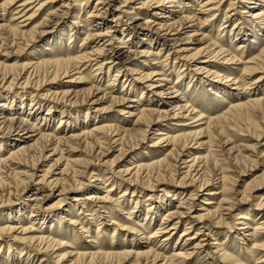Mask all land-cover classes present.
Listing matches in <instances>:
<instances>
[{
    "label": "rangeland",
    "instance_id": "1",
    "mask_svg": "<svg viewBox=\"0 0 264 264\" xmlns=\"http://www.w3.org/2000/svg\"><path fill=\"white\" fill-rule=\"evenodd\" d=\"M4 1L10 0H0V4ZM33 1L34 3L28 5V7L26 8V10L32 11H28L29 13L27 14V16L16 19V21L10 20L13 19L12 14H14V8L17 4L8 10V14H3L0 11V27L3 26L4 29L3 31L1 29L0 30L5 33L6 36V38L4 37L5 40L0 42V79L5 73V70H7L6 73H9L10 75V77H8L7 79L8 81H10L11 77H13V74L17 73L19 69L21 70L22 66H30V64L33 65L35 63H40L41 60L46 61L51 58L61 59L67 55L66 52L68 50L66 48L68 47V45L73 47L72 52L69 54L70 56H73L78 55V52H82L83 50L85 51V53H89L91 52V50H95L96 47L100 44H104L105 46L108 41H111L113 43L114 41L112 38L109 39V37H97V34L99 32H94L96 27L92 26L100 23L101 25L97 26L108 28L109 25L113 26L114 24H118L117 28L127 29L128 19L126 16L121 14V12L123 11H134V13L136 12L140 14V22L142 23H144L148 19L153 20V18L155 17H153V15L151 14L157 10H160L161 12L163 11L162 13H165L163 15H166L170 18L166 19L163 17H158L159 20L172 21V19H176L177 17H179L180 13H182V16L190 15L191 17L195 15L196 17L200 18V21L208 19V21H204V25H199L198 21L191 22L190 25L194 26V28L187 29V35L181 33L179 37L182 38V41L179 43L180 47L177 51H184L183 53L178 52V54L182 55V58L184 57L183 55H187L189 58H191L193 55L200 52V57H197L199 59H197L198 61H196V63H192L191 60H186L180 61V64H178V60L170 58H168L166 62L167 52L162 50L161 54L158 55L159 57L157 58L153 56H150L148 58H134L131 66L128 67V70L126 69V71H121V73L117 77L115 69L107 71V67H102V70H95L94 67L96 66V63L94 61L80 64L79 70L76 72V74L71 77H65L60 79L59 81H56L57 83H60L59 91L65 89L64 87H67L68 84H73L71 85L70 89L78 93V95L80 96V100L87 91L91 90V87L97 88L98 93H96V99L99 98V100L94 104H92V102H85V104L80 106L69 107L67 105L55 103L47 104V101L41 99V94L45 92H39L35 85L37 86L38 79L39 84H42L45 80L48 79V77L51 78L50 76L53 72V68L49 70L48 68L47 70H45L43 67H40V69L36 67L34 68L35 70L33 68L27 69L26 74L22 75V77L24 76L25 78L28 77L29 74L31 83L27 87L22 86L23 79L22 81H16L15 84L10 87V90L6 89V86L4 85L0 86V103H5L1 101L4 97H8V100L6 102L7 108H4L3 111L4 115H9V117L15 116L19 117V119L27 120L28 109L31 107L29 104L31 103V101H33L32 104L37 103L36 107L40 108V115H30L28 117L30 123H35L36 125L39 124L40 126L43 122L42 124L44 126L45 124L46 126H49L46 127V129L48 128V133L53 134L55 138L68 137L70 134H78L85 129L86 131H89L94 127V125H108L111 127L113 126L111 130L106 132V137L107 139L109 138V140H103L101 142L102 144H98L99 147L98 145H94V147L89 145L88 147L87 145L85 146V143H91V140H86L85 143L77 141H70V143L64 142L61 146H59V149L64 150L62 154L63 161L53 169V174L59 173L66 163L72 166L77 161L91 159L92 165L90 167L91 169L88 170V176L86 175L84 178L78 177V180H83L84 183H86L85 189L80 191L84 195H87L90 192H95V190L97 191V189L95 188L98 187L101 188L102 192H105L106 190L110 189L111 186L109 181L102 184H95L97 183L96 181L92 182V179L89 178L90 170H99L101 174H103L104 172L105 175L110 174L111 171H121L127 168V166H130V163L134 161L144 159L153 161L166 157L167 151L170 148L158 151L157 147H151L152 138L154 137L153 135L156 131L167 127L169 128L170 133H172L173 135H177L183 133L190 134L191 132L198 131L199 129H204V126L202 124H204L206 120L212 119L213 116H221L227 111L229 105L236 104L237 102L241 101L245 102L247 98L254 97L255 95L252 96V94L254 92H258L259 90L260 92H264V81H262L259 85L254 84L253 80L257 75L251 78L249 76H245L242 73L244 66H254V64L257 63V61H252L251 59L259 55L260 51L264 49L263 31H258L260 32V34L262 33V36L257 37H254L255 35L253 36V34L258 33L256 32L257 30L255 28L250 29L252 31L242 32V35L240 34L241 36L239 35L237 38H235L233 35H229L232 34L233 24L234 22H236L235 20L239 18V12L242 8V5L239 4V2L242 0H233V2L235 1L236 4L233 7L234 9L232 10L228 9L230 0H220L219 5L216 7L217 11H212V13H208L206 12V10L213 6L216 0H211V2L214 3H210L207 8H200L198 7V5H203L208 0H173L174 3H170L167 5L157 6L154 4H149L144 8L141 7V3L148 4L147 0H104V4L98 6L96 5L98 0H78L77 2H75V0H53V3L51 2L49 4H46L42 9L36 11V13H34V10L37 8L36 4L39 1ZM45 1L46 0L41 1L40 4ZM178 1L180 4L177 3ZM262 1L263 0H254V5H252L253 8L250 11L254 12L258 10L259 6H261ZM183 3L189 5L191 8H183ZM101 8H103L101 11H97ZM133 8L135 9L133 10ZM192 9L195 11H191ZM197 9H199V11ZM169 12L173 14H168ZM31 13H34V16L30 20H26ZM51 13H54V15H51ZM96 13L102 14L100 15L101 17L95 18ZM207 14L210 15L205 18ZM211 14L214 15V20L211 19ZM225 14H229L231 19H229L230 21L224 24ZM14 17L18 18V16ZM114 17H120V21H118L117 23H111V20ZM22 19L24 20V22L22 21ZM9 24H11V26L17 24L18 32L10 31L11 27H7V25ZM223 25H225L226 28H223ZM244 27L247 28L245 25H243L242 28ZM105 28L100 33H104L106 30ZM150 28L155 30L157 26L151 24ZM197 29L198 32L194 35L193 30L195 31ZM85 32L91 34L92 38L84 39ZM244 34H246V36ZM110 35H112V33H110L109 36ZM149 36H152V38L155 39V34L149 33ZM202 36H204L206 39L204 38L200 41ZM230 37L232 38L231 43L229 42ZM245 39L246 42L244 41V44L246 48L239 49V45L242 44L243 40ZM58 40H60V42H58ZM123 40L121 41L128 48L123 49L124 51L145 50L148 49L147 46L149 47L150 44L146 41H140L136 45H128L131 41H129L127 38H124ZM210 41L218 43L223 47L224 50L228 51L232 55H236L239 62L234 61V64L228 66H225L223 64L221 65V63L218 62L220 67L218 69L216 68L217 70L215 71H217V73H223L226 76H230L231 78H234V80H238V83H236L237 85L227 87L225 85H230V83L225 84L224 81H217V79L213 78V76L206 77L207 74H205L204 72L196 71L195 68L201 66V62H203V60L207 58H205L206 55L204 54L203 49H205L206 44H208ZM155 43V41L152 42L150 44V49H148L152 54H157L159 52L158 50L161 48L159 42L156 44ZM123 44H114V46L117 48H121ZM45 47L49 49L52 48V50L43 51ZM104 48L108 49L109 47L105 46ZM202 56H204V58ZM91 58H93V56H91ZM101 59L104 58L102 57L98 60ZM250 61H252L253 63H250ZM181 63H184L186 65V70L184 71L182 80H177L176 72L178 70L177 68L181 66ZM224 67L229 68L228 70L226 69V71ZM181 68L182 67H180V70ZM129 69L130 71L135 70V72L136 70H138V72L131 73ZM9 70L13 74L10 73ZM74 72H72L70 75H72ZM60 73L61 72H59V74ZM144 73H153L150 81L140 79V76H142V74ZM160 73H162V75L166 78V81L155 83L157 82V80H160L162 78V75H158ZM78 76H80L82 79L74 81V83L66 82L68 80H71L72 77L76 78ZM189 76L193 78L190 85H188V82L190 80ZM43 78L45 80H43ZM125 80H127L129 83L131 82L132 86L136 87L137 90H140L141 92L137 91L136 94L131 93L130 87H123V83L125 82ZM109 83L112 84L110 87L108 85ZM150 84L154 86L160 85L161 87L150 89ZM209 84L216 85V87L219 89L216 91L212 87V85L210 86ZM55 86V84L52 85L53 88ZM47 88L49 87H45L44 90H46ZM160 89H163V92L168 94V97L166 98H170L174 103H177V98L180 97L186 100L187 103L197 109V111L200 112L205 119L194 123L193 121H195L196 118L192 120V117L197 116H189L188 114L184 113L183 117H185L186 119H183V117H179L176 119H160L159 121L154 122L156 120V117L152 116V119L154 120L152 124H146V121H148L147 119L149 118L148 117L141 122L142 125L141 123L139 125H135L138 114L136 108L125 109L123 110L124 112L120 113L121 107L110 105L108 98L102 99L104 94L107 95L108 93H110L111 95H116L115 92L123 91L124 94L127 93L128 96L135 99V102L137 104L134 105H137L140 108H142L143 106H149L146 103L147 101L150 103L152 102L151 104L154 106V109H158L159 112H170V104L166 105V103H162L159 104L158 107H156L157 105H154L153 103L160 102L165 99L164 96L161 98L159 97V91H161ZM212 91L214 95H211ZM140 97L141 99H139ZM19 99L24 102V109L17 111V109L19 108V106L17 105ZM47 106H54L55 108H52V110L56 109L60 110V112L65 113L63 114V116H60L61 114L57 115V113H52V117L54 118V120L50 123H45V121H41V118L47 113ZM63 106L65 107L63 108ZM252 108L254 107L252 106ZM130 111L132 114H127V112ZM15 112L18 113L14 115ZM67 113H69V115L71 116L70 118H68L69 115H67ZM246 113L248 118L243 117L241 119L233 121V117L228 116V119L226 120L227 123H224L223 126L222 124H220L222 128L220 126H217L218 128L215 127L218 124L211 125L209 131L203 130V133L196 139H194L192 143H190V155L193 154V156L203 157L204 155H206L207 148L213 151V155L209 159L210 161L206 164V167H208V169H206L204 175L205 177L201 178V180L199 179L198 181H195L193 184H190L189 180H186V184L188 183L189 185H178V180L181 178V176H179V173H182L185 170H179V173L177 172V174L176 171L178 170L175 171V169V172L172 170L163 172L160 177L163 178L164 176V180L161 179V183L159 182L158 184H155V188L152 189V191L144 189L142 187V184H127L117 178H114L116 181H119L118 183L120 184V186L115 185L112 188L110 197L112 198V200L117 201L120 207H113L110 218H112V220L118 225L129 222L125 221V219H123V217H121V215L119 214H121V210L129 209L133 207L136 202H138L137 206L133 208L137 213L131 215L132 217L138 216L136 218L138 219L136 220L137 223H142L139 226L145 224L147 220H150L152 224L150 228L142 226V228H144L142 229L139 226H135L133 225L135 220H133L130 221L129 225L134 232H122L119 230V227L109 225V222H107L109 221V218L106 217V213H103L100 219L97 218L96 220H92L93 216H87V218L82 219L83 214L80 215V208L75 207L74 214L70 215L71 217L69 218H72L73 220H75V218L79 219V221L82 222L84 226V231L80 233V231L76 228L74 235L75 237H73V235L71 236V231H69L68 236L63 237L62 239L69 242L71 247L65 249H57V247L54 246L52 248V251L49 252V254L53 255H51L46 263L70 264L74 260L73 257H69L70 253H76L77 251L88 249V241L90 237H94V233L97 231V226L100 223L101 225L98 232L97 242L102 249H106L107 246H110L111 241H113V246H118L120 249L130 248L131 246H129V244L130 240H132V243H134L135 245H138L141 242H146V244H142V246L155 247V249L160 251V253H163L164 256L168 257L172 252L178 250V248L182 247V251L183 249L188 250L189 248H192V246L199 240H202V245H205L203 246L204 249L202 248L203 250H201L202 253L200 255H196V257H193L194 259L190 261V264H225L219 257L223 251L232 255V257L234 256L235 259L240 262H242L243 257L249 258L251 254L250 252L252 250L251 242L253 240H260L264 238L263 230H260L259 234H253V229L259 226L262 221H264V207L261 206V204L264 203V126L261 124L263 120V111L260 107L254 108L253 111L249 109ZM129 115L131 116L129 117ZM45 117L50 118V116ZM61 118L63 123H60ZM175 123H186L189 125L176 126ZM254 124H257L261 129L255 128ZM117 129L121 136L120 140H123L121 142L119 140L118 142L113 143L114 139L120 138L119 135L117 137H114L115 132L117 133ZM0 130V141H5L3 143L6 144V146H4V151L2 152V154L7 156L8 150L14 145L19 144L20 142L16 141L18 137H16L15 134H10L9 137L4 134V132L6 133L7 131V125H1ZM137 130L145 131V138L142 140V142L140 133ZM123 132L126 135L123 134ZM208 139H210L211 142L210 146L205 145L203 147H198L199 143L205 144ZM134 144L137 146L131 150V147H133ZM39 145L40 146L36 147V149L34 150V154H31V157L28 160L29 162L27 161L29 165L31 164V162H33V160H35L36 162L39 158L38 156H47L50 154V147H48L46 150L42 148L46 145L45 142H41ZM70 149H72V151H68ZM99 150L101 151L102 156H95V154ZM58 155L49 158H51V160L53 158L54 160L58 157ZM137 156L140 159H138ZM185 156L186 152L182 153L180 157L176 159V163L178 162V165L180 167H183L182 162H187L192 157L189 156L188 158H186ZM47 162L48 161L38 165L39 171L36 172L37 176H41V170L52 164L51 162L47 164ZM214 162H216L217 165ZM211 164L212 166H210ZM79 168H82L83 170V166H80L76 169ZM96 171L94 172L95 174ZM221 173L230 176L232 180L224 183V185H226V190L223 191H221V184L218 181H215L216 179H214L215 175ZM192 174H194V172ZM207 179L210 180L209 183L207 185H204L203 188L199 189V185L204 182L203 180L207 181ZM87 180H89L90 183L87 182ZM37 182L38 178H33V180L29 182L28 188L23 191L22 195H20L21 198L17 201H15V199H12V204L6 205L4 203L0 205V212H5V214H8L10 216V213H12L11 211L16 209L19 205H27L30 200V196L33 195V193H36V189H39L37 193L40 195L39 197H43L46 194L48 196L41 204V209L38 213L40 215L56 216L57 220H59V218L66 217L67 214H63V211L61 210L69 209L68 204H71V199L78 195V193H75V191H73L68 194L66 193L64 196L59 195V187L50 192L44 186L38 185ZM152 182L154 183V181ZM125 186L128 187V190L127 194L123 196L122 192ZM229 187L230 189H228ZM132 188L136 189L135 193H131L130 189ZM136 191L140 193H136ZM175 192H182V194L174 196L173 194H175ZM214 192L221 193L216 195H208L210 193L213 194ZM146 194L148 196L153 195V201H146ZM242 195L246 196V200L241 198ZM98 196H104V193H99ZM223 197L231 198L230 202L233 203L234 206L232 210V213H234V215L249 212L248 223L250 224V227L252 229L249 230L248 234H252L253 237H245L243 234H241V231L238 230L241 227L240 225L230 224L228 227L217 226L215 225L216 221L213 219V217L206 215V209H209L208 211L213 212V208L211 207L217 205ZM59 199H61L59 207H53ZM180 199L183 200L181 201ZM185 200L190 203V209L187 210V206L185 204H182V207L179 210L184 212V217L182 216V218L179 220L171 219V221H168L170 220V218L166 217L168 209L170 211H174L175 206L178 205V202H184ZM207 202H210L212 204L207 205ZM149 204L152 206L151 208L148 206ZM159 206L160 208L157 209V207ZM147 207L150 208L151 213L148 214L147 219L144 221ZM224 207L227 206L224 205ZM30 208L31 207H28L24 211V217L26 216V220L27 216H29L30 213H34L32 211L33 209ZM224 211L223 214H226V210ZM199 215H205V219L202 222L207 224V230L204 229V227L203 229H201V225L192 218ZM11 217L15 218L14 215ZM89 217H92V219H90ZM161 218H166L167 222L165 220H162ZM29 219L33 218H30L29 216ZM26 220L24 219L21 222L22 224H25L27 226V222L29 221ZM191 220H193L194 223L191 222ZM162 221H165L164 224H161ZM175 222H177L176 230L169 233L171 234L169 240L165 241V243L163 244L161 240L164 239L166 235L168 236V234L160 235V237H157L155 239H149V241L140 239L142 235H145V237L147 238L155 231V229L160 227L165 228L169 224L171 225ZM189 222L192 223V228L188 231V236H182L185 228L190 227V225H186ZM3 224H8V222L6 223V221L4 220L0 221V225L2 226ZM34 224L35 229H39L42 232L45 231L43 230V227L46 226L36 225V222ZM53 225L54 224H52V227H49L50 225H47V228H51V230L46 229V232L48 233L47 235L54 236L56 233H60L61 231L63 232V228L57 229L56 227H53ZM159 225L161 226L159 227ZM77 227L79 228V226ZM40 228H42V230ZM169 228L170 226H168V229ZM199 228L202 230L200 231L202 236H200L198 240H196V242H192L191 244L186 243L187 241H185V239H187V237H191L194 233H196L197 230H199ZM113 229H115L114 232ZM55 231L57 232L55 233ZM17 232L14 234L9 233L7 235H2L3 238L1 237L0 240V264H7L5 258L8 253L9 245L11 246L9 248V252L14 251L15 253H18L19 250L22 249L23 245L13 239L15 238V236H17V238L19 237L17 235ZM205 233L209 234L211 239H209V237H207ZM214 244H218L220 246L217 251L214 248ZM132 246V248L136 249L134 245ZM218 250H222V252H219ZM25 251L26 250H24V252ZM246 251H248V253H246ZM258 256L252 258V264H258L260 260ZM39 259L40 258H35L34 261L38 263ZM22 260L23 258L21 259V261H19V263L18 261H16L14 262V264H24L22 263ZM133 263V259H131L129 260V262L122 264ZM140 263L144 264V262L142 261H140ZM8 264H13V262L9 261ZM26 264L32 263L26 261ZM148 264H150V262H148ZM156 264H161V262H157Z\"/></svg>",
    "mask_w": 264,
    "mask_h": 264
},
{
    "label": "bare ground",
    "instance_id": "2",
    "mask_svg": "<svg viewBox=\"0 0 264 264\" xmlns=\"http://www.w3.org/2000/svg\"><path fill=\"white\" fill-rule=\"evenodd\" d=\"M38 1L39 2L36 4L37 8L34 10V13H36V11H39L40 9H42L46 4L51 3L53 0H46L45 2H43L41 4H40V2L44 1V0H38ZM77 1L78 0H75V2H77ZM192 1H194V0H192ZM219 2H220V0H216L215 3L211 2V0H208L203 5L202 4L198 5V7L207 8L208 5H210V3H214L213 6H211L209 9L206 10V12L212 13V11H217L216 7L219 5ZM33 3H34L33 0L4 1L3 3L0 4V11L3 14L7 13L9 9H11L12 7H14L17 4L14 8V14H12V18L14 20L13 19L10 20V21H16V19L23 18V17L27 16V14L29 12L32 11V10H26V8L28 7V5L33 4ZM147 3L148 4L141 3V7L144 8L145 6H147L149 4H154L157 6H160V5L163 6V5H167V4L174 3V2H173V0H147ZM177 3L180 4L179 1ZM103 4H104V0H98L96 3L97 6L103 5ZM235 4H236L235 1L233 2V0H230V3L228 5V9H231V10L234 9L233 7ZM239 4L242 5L241 6L242 8L240 9V12H239V18L237 20H235L236 22H234V24H233L232 34H229V35H233L235 38H237L240 34L242 35V32L252 31L250 29H254V28L257 30L256 32H258V31L262 32L263 31V34H264V0L261 2V6H259V9L254 11V12L250 11L253 8L252 5H254V0H242L239 2ZM189 7H190L189 5L183 3V8H189ZM102 9L103 8H101L97 11H101ZM134 9L135 8H133V10ZM136 9H139V8H136ZM126 10H128V9H126ZM197 10L199 11V9H197ZM191 11H195V10L192 9ZM162 12L160 10L153 12L151 15H153V17H155V18H153V20L148 19L144 23H142V22H140V17H139L140 14H138L136 12L134 13V11H123V12H121V14L126 16L128 19V28L127 29L117 28L118 24H114L113 26L109 25L108 28L107 27L105 28L103 26H97V25H101L100 23H97V24L92 26V27H96L94 32H99L97 34V37H103V38L109 37V39H111V38L113 39V41H114L113 43L111 41H108V43L105 45V46L109 47L108 49L104 48L105 47L104 44H100L99 46L96 47L95 50H91V52H89V53H85V51L83 50L82 52H78L79 53L78 55L70 56L69 54L72 52L73 47L68 45V47L66 48L68 50L66 52L67 55L61 59H57V58L52 59L51 58V59H48L46 61L41 60L42 62L40 61V63H35L33 65L30 64V66L25 65V66L21 67V70L19 69V71L17 73H14V74L11 72L12 70L9 68L11 70V71L9 70L10 73L13 74V77H11L10 81L7 80L8 77H10V75H9V73L7 74L6 73L7 70H5L4 71L5 73L2 75V77L0 79V86L4 85V86H6L5 87L6 89L10 90V87L13 84H15L16 81H19V80L22 81V79H23L22 86L27 87L31 83L30 79H29V74H28V77H25V78H24V76L22 77V75L26 74L27 69H31V68L34 69L36 67H38L40 69V67H43L45 70H47V68L49 70V69L53 68V72H52L51 76L49 75L51 78L48 77V79H47L48 81L45 80L44 79L45 77H44L43 78V80H45L44 83L39 84L38 78H37L38 84L35 82L37 84V86L35 85L37 90H39V92H41V91L45 92V93L41 94L42 95L41 99L47 101V104L55 103V104L67 105L69 107H75V106L83 105V104H85V102H92V104H94V103H97V101L99 100V98L96 99V93H98V89L95 87H91V90L87 91L83 95V97L81 96L82 97L81 100L79 99L80 96L78 95V93H76L70 89L71 85H73V84H68L67 87L66 86L64 87L65 89L59 91L60 83H57L56 81H59L60 79L65 78V77H71L74 74H76V72L79 70L80 64L95 61V63H96L95 64L96 66L94 67L95 70L98 71V69H101L102 67H107V71H109L111 69H115L116 77H117V76H119L121 71H124V70L126 71V69L128 70V67L131 66V63L133 62L134 58H136V57L148 58L150 56L157 58V57H159L158 55L161 54L162 50L167 52L166 62H167V59L170 58V59L178 60L179 61L178 64H180V61H186V60L187 61L191 60L192 63L193 62L196 63V61H198L197 59H199L197 57H200L199 56L200 52L193 55L191 58H189L187 55H183L184 57L182 58L181 57L182 55L178 54L179 51H177V50L180 47L179 43L182 41V38H179V37H180L181 33L186 34L187 29L194 28V26L190 25L191 22L198 21L199 25H204V21H208V19L200 21L199 20L200 18L196 17L195 15H193L191 17H190V15H183L182 16L181 15L182 13H180V15L178 14L179 17H177L176 19H172V21L159 20L158 17L170 19L166 15H163L165 13H162ZM34 13H31L27 17L26 20H30L34 16ZM168 14L172 15L173 13L169 12ZM51 15H54V13H51ZM100 15H102V14L96 13L95 18L101 17ZM209 15L207 14V16H205V18L208 17ZM14 16H18V18H15ZM211 17H212L211 19H213L214 15L211 14ZM229 19H231L230 15L225 14L224 24L227 23L228 21H230ZM22 21L24 22L23 19H22ZM118 21H120V17H117V18L114 17L111 20V23H117ZM151 24L156 25L157 28H155V30L151 29L150 28ZM243 25H245L247 28H245V27L242 28ZM7 27L8 28L11 27L10 31L18 32V25L17 24L12 25V26H11V24H9V25H7ZM104 28L106 29L105 32L100 33V32H102V30ZM223 28H226V26L223 25ZM0 29L3 31L4 30L3 26H1ZM242 29H243V31H242ZM2 31L0 32V42L4 41L6 38L5 33H3ZM193 32H194L193 34L195 35V33L198 32V29L195 31L193 30ZM260 32L253 34V36L254 35H255L254 37L262 36V33L260 34ZM110 33H112V35L109 36ZM149 33L155 34V39L152 38V36H149ZM84 35H85L84 39L92 38V35L89 34L88 32H85ZM244 35L246 36V34H244ZM116 38H117V40H116ZM124 38H127L129 41H131L128 45H130V44L136 45L140 41H146L147 43L151 44L152 42L155 41L156 43H158V42L160 43L161 48L158 50L159 52L157 54H152L151 51L148 50L151 47L150 44H149V47L147 46L148 49H145V50H141V51L127 50V51H124L123 49L127 48L125 46V44H123V42L121 41ZM204 38L205 37L202 36L200 41L203 40ZM244 41L246 42V39L243 40V43L239 45V49H245L246 48ZM58 42H60V40H58ZM229 42L230 43L232 42L231 37H230ZM114 44H123V46L121 48H117L114 46ZM0 45H1V43H0ZM51 50H52V48L49 49L47 47H45L43 49V51H51ZM183 51L184 50H180L181 53H183ZM203 52L206 55L205 58L206 57L207 58L204 59L203 62H201V66H199L198 68H195L196 71L204 72L205 74H207L206 77H208V76L212 77L213 76V78L217 79V81H224L225 84L230 83V85H227V84L225 85L227 87L237 85L236 83H238V80H234V78H231L230 76H226L223 73H217V71H215L220 67L218 62H220L221 65L223 64L225 66L234 64L235 63L234 61L239 62V60H237L236 55H232L228 51L224 50L223 47L220 46L218 43L212 42V41H210L208 44H206V47H205V49H203ZM91 56H93V58H91ZM102 57L104 59L98 60ZM202 57L204 58V56H202ZM251 60L257 61V63H255L254 66H244L242 73L245 76H249L251 78L253 76L257 75L256 78L253 80V83L259 85V84H261L262 81H264V49L260 51L259 55H257L256 57H254ZM252 61H250V63H253ZM180 67H182L184 69L181 68V70H180ZM185 67H186V65L184 63H181V66H179V68H177L178 69L176 72L177 80H180V79L182 80V76L184 75V71L186 70ZM43 68H42V70H43ZM224 68H225V70L226 69L228 70L229 67H224ZM7 69H8V67H7ZM129 71H130V69H129ZM59 72H61V73L59 74ZM72 72H74V73L72 75H70ZM130 72L131 73H137L138 70H136V72H135V70L130 71ZM152 74L151 73H144V74H142V76H140V79L150 81L152 78ZM158 75H162V73H160ZM161 77L162 78L160 80H157V82H155V83H161V82L166 81V78L163 75ZM185 77H186V75H185ZM189 78H190V80L188 82V85L191 84V81L193 79L190 76H189ZM80 79H82L80 76H78L76 78L72 77L71 80H68L66 82L67 83H74V81H78ZM53 84L56 85L54 88L52 87ZM123 84H124L123 87L124 86L126 88L130 87L131 93H133V94H136L137 91H140V90H137L136 87H133L132 83L131 82L129 83L127 80H125V82ZM32 85H30V86H32ZM108 85L110 87L112 84L109 83ZM210 86H208V87H210ZM246 86H249V85H246ZM45 87H49V88L44 90ZM155 87H161V86L160 85L154 86L152 84H150V86H149L150 89H154ZM212 87L216 91L219 89L216 87V85H212ZM246 89H248V88H246ZM160 90L161 91H159V97L161 98L164 96L165 99L163 101L153 102V103H154V105H157L156 107H158V105L162 104V103H166V105L170 104V109H171L170 112H162V111L159 112L158 109H154V106L151 104L152 102L150 103L147 101H146V103L149 106H143L142 108H140L139 106L134 105V104H137L135 102V99L128 96L127 93L124 94L123 91L122 92H115L116 95H111L110 93H108L107 95L104 94L102 99L108 98L110 105L121 107L120 113L124 112L123 110H125V109L136 108V111L138 112V114H137V119H136L135 125H139L144 119H146L148 117L149 118L147 119L148 121H146L147 122L146 124L147 125L152 124L154 121L152 119V116L156 117L155 118L156 120L154 122H157L160 119L164 120V119H169V118L170 119H176L179 117L182 118L184 113L188 114L189 116L190 115L197 116V117H192V120L194 118H196L195 121H193L194 123L198 122V121H202L205 119L204 116L200 112H198L197 109H195L194 107L189 105L186 100H184L180 97V98H177L178 102L174 103L170 98H166V97H168L167 96L168 94L164 93L163 89H160ZM223 91H226V90H223ZM210 93H211V91H210ZM241 93H245V92H241ZM211 95H214L213 91H212ZM252 96H254V97L247 98L245 102L241 101V102H237L236 104L229 105V108L227 109V111L225 113H223L221 116H217V117L213 116L214 118L212 117V119L206 120L204 122V124H202L204 126V129H199L198 131L191 132L190 134H186V133L184 134L183 133V134H177V135H173L172 133H170L169 128H167V127L156 131L153 135L154 137L152 138L151 147H157L158 151L170 148L167 151L166 157H164L162 159H156L153 161H148V160L144 159V160L134 161L132 163L129 162L131 165L127 166V168H125L121 171L119 170L117 172L111 171L110 174H105V175H104V172H103V174H101L99 170H98L99 172L94 170V169L90 170L89 178L92 179V182L96 181L97 183H95V184H98V183L102 184V183H106L109 181L111 186H110V189L106 190L105 192H102L100 187L95 188V189H97V191L95 190V192H90L87 195H84L82 192H80L81 190L85 189L86 183H84L83 180H78V177L84 178L88 174V170L91 169L90 167L92 165L91 159L77 161L72 166L68 165L66 163L59 173L53 174L54 173L53 169L56 168V166H58L60 164V162L63 161L62 160L63 159L62 154H63L64 150L59 149V146H61L64 142L70 143V141L71 142L77 141V142H82V143L84 142L85 143L86 140H91L92 142L91 143H85V146L86 145H87V147H88V145L93 146V147H94V145L97 146L98 144H102L101 142L103 140H106V141L109 140V138L107 139V137H106L107 136L106 132L111 130V128L113 126L111 127L108 125H94V127L89 131L88 130L86 131V129H85L84 131L81 130L82 132H79L78 134H70L68 137L55 138V136L53 134L48 133V128L46 129V127H49V126H46V124L44 126L42 124L43 122L41 123L40 126H39V124L36 125L35 123H30V120L28 119V117L30 115H33V116L40 115L39 114L40 108L36 107L37 103L32 104L33 101H31V103L29 104L31 107L28 109L27 120H25V119L23 120V119H19V117H15V116L9 117V115H4L3 111H4V108H7L6 102L8 100V97H4L1 102H5V103H0V107H1L0 112H2V113H0V121H1L0 126L1 125L2 126L7 125V131H6V133L4 132V134H6L8 137L10 134H15V136L18 137L16 139V141H19L20 143L17 145H14L12 148H10L8 150V155L5 156L4 154H2V152L4 151V146H6V144L3 143L5 141H0V205H2L4 203L6 205L12 204V199H15V201L20 199L21 198L20 195H22L23 191H25V189L28 188L29 182H31L33 180V178H35V177L38 178V182H37L38 185L44 186L50 192H52L55 188L59 187L60 188L59 195L64 196L66 193L68 194V193H71L73 191H75V193H78V195H76L75 197H73L71 199V201H70L71 204L70 203L68 204L69 209L61 210V211H63L62 212L63 214H67V215L64 218L63 217L59 218V220L56 219L57 218L56 216L40 215L38 213L41 209V204L43 203L44 199L48 196L46 194L43 197L42 196L39 197L40 195L37 194L39 189H36V191H35L36 193H33V195L30 196V200H29L27 205H22V204L19 205L16 209L11 211L12 213H10V216L8 214H5V212H0V221L4 220V221H6V223L8 222V224H3L2 226L0 225V240H1L2 235H4V234L7 235L9 233L14 234L18 231L17 235L19 237L17 238V236H15V238H13V239L23 245L22 249H20L18 253H15L14 251L9 252V248L11 247L9 245L8 253H7V256L5 258V261L7 262V264L9 261L13 262V264L16 261H18V263H19V261H21L22 258H23L22 263H24V264H26V261H28L29 263H32V264L33 263L34 264H47L46 263L47 260L51 257V255H53V254H49V252L52 251V248L54 246L57 247V249H65V248L71 247L70 243L63 240L62 238L68 236L69 231H71V236L73 235V237H75L74 235H75L76 228L80 231V233L84 231V226H83L82 222L79 221V219L75 218V220H73L72 218H69V217H71L70 215L74 214L75 207L80 208V215L83 214L82 219L87 218V216H93V219H92V217H89V218L92 220H96L97 218L100 219V217H102L101 215L103 213H106V215H107L106 217L109 218V221H107V222H109V225L119 227V230L122 232H127V233L134 232L133 229L131 228V226L129 225L130 221L135 220L133 223V225H135V226H139L140 224H142V223H140V224L137 223L136 220H138V219H136V218L138 216L132 217V215H131V214L137 213L133 208H135L137 206L138 202H136L134 204V206L129 208V209L121 210L122 212H121V214H119V215H121V217H123V219H125V221H129V222H125L121 225H118L117 223H115L112 220V218H110V214H111L113 207H115V206L120 207L118 202L115 200H112V198L110 197V192L112 191V188L115 185L120 186V184L118 183L119 181H116L114 178H117L120 181H123L127 184H133V185H136V184L141 185L142 184V187L144 189H148L151 191H152V189L155 188V184H158L159 182L161 183L162 182L161 179L164 180V176L162 178V177H160V175L163 174V172H165L167 170H172V171H174V169H175V171L178 170V171H176V173L177 172L179 173V170L180 171L185 170L182 173L181 172L179 173V176H181V178L178 180L179 181L178 185L186 184V182H185L186 180H189L190 184H193L195 181H198L199 179L201 180V178L205 177L204 175H205L206 169H208V167H206V164H207V162L210 161L209 159L213 155V151H211V149L207 148L206 149V155H204L203 157L193 156V154L190 155V153H191V148L189 147L190 143H192L194 139H196L198 136H200L203 133V130L209 131V129L211 128V125L218 124L215 126V127H217V126H220V124H222V126L224 123L226 124L227 123L226 120L228 119V116L233 117L232 121L241 119L243 117L248 118L246 112L249 109H251L253 111L254 108H256V107H260L261 110L263 111V114H262L263 120H262L261 124L264 126V92H260V90H259L258 92H254L252 94ZM139 99H141V97ZM131 104H133V105H131ZM174 104H176V105H174ZM17 105L19 106V108H18L19 110L17 109V111L24 109V107H23L24 102L22 100L19 99V102L17 103ZM252 106L254 108H252ZM64 107L65 106H63V108ZM52 108H55V107L54 106H47L46 107L47 113L42 116L41 121H45V123L46 122L50 123L54 120V118L52 117L53 116L52 113H57V115L61 114L60 116H63V114L65 113V112H60V110H56V109L52 110ZM17 113L18 112H15L14 115H16ZM127 114H132V113L130 111V112H127ZM67 115H69V113H67ZM45 116H50V118H46ZM130 116L131 115H129V117ZM70 117L71 116L69 115L68 118H70ZM183 119H186V118L183 117ZM60 120H61L60 123H63L62 118ZM178 122H180V121H178ZM141 125H142V123H141ZM175 125L176 126H180V125L181 126L182 125L188 126L189 124L175 123ZM254 126L257 129L260 128L257 124H254ZM137 131H139V133H140L141 142H142V140L145 138V136H144L145 131L144 130H137ZM117 133L115 132L114 137H117L118 135L120 136L118 129H117ZM123 134H125V133L123 132ZM35 137H37V138H35ZM120 139H121V136L118 139H114L113 143L118 142ZM122 140H120V142ZM41 142H45V144H46L44 147H42V145H41V147L44 150H46L48 147L51 148L50 154L47 156H44V155L38 156L39 157L38 160L36 162H35V160H33V162H31V164L29 165L27 163V161L31 157V154L34 152L36 147L40 146L39 144ZM210 144H211L210 139H208V141L205 144L199 143L198 147H203L205 145L210 146ZM134 145H133V147H131V150L137 146V145H135V146ZM98 147H99V145H98ZM6 148H8V147H6ZM68 151H72V149H70ZM184 152H186V156H185L186 158H188L189 156H192V157L187 162H182L183 167H180L178 165V162L176 163V159L178 157H180V155ZM121 154H123V153H121ZM55 155H58V157L56 159L53 160V158H52V160H51V158H49V157H53ZM97 155L102 156V153L100 150L97 151V153L95 154V156H97ZM137 158L140 159L138 156H137ZM32 159H33V157H32ZM168 160H169V162H168ZM46 161H48L47 164L50 162L52 164L47 166V167L45 166L46 168L42 169L43 171L41 170V176H37L36 172L39 171L38 165H40L41 163L46 162ZM214 163L216 164V162H214ZM80 166H83V170H82V168L76 169ZM210 166H212V164ZM158 170H159V172H158ZM95 171H96V174L94 173ZM193 172H194V174H192ZM108 175H109V177H108ZM214 177H215L214 179H216L215 181H218L221 184V191L226 190V187H225L226 185H224V183L229 182V180H231L230 176L225 175L224 173H221V174L215 175ZM152 181H154V183ZM203 181H202L203 183H201L200 185L198 184L199 189L203 188L204 185H207L210 180L207 179V181H205V180H203ZM87 182L90 183L89 180H87ZM227 187H228V185H227ZM228 189H230V187ZM127 190H128V187L125 186L123 189V192H122L123 196L127 194ZM135 190L136 189H133V188L130 189L131 193H135ZM99 193H104V196H98ZM136 193H140V192L136 191ZM219 193H221V192H218V193L214 192L213 194L210 193L208 195H216ZM178 194H182V192H175V194H173V195L176 196ZM189 196H191V195H189ZM241 198L246 200V196H244V195H242ZM152 199H153V195H149V196L147 195L146 201H153ZM180 200L182 201L183 199H180ZM181 201H179L178 205L175 206L174 211H170L168 209V211H167L168 213L166 214V217L170 218V220H168V221H171V219L179 220L182 218V216L184 217V215H183L184 212L179 210L182 207V204L183 205L185 204L187 206L186 207L187 210L190 209V203H188L186 200L184 202H181ZM230 201H231V198L223 197L217 205H215L214 207H211V208H213V212H210V211H208L209 209H206V215L213 217V219L216 221L215 225H217V226H227L228 227L230 224L231 225H240L241 227L238 230L241 231V234H243L245 237H248V236L253 237L252 234H248L249 230L252 229L250 227V224L248 223L249 212L234 215V213H232L234 206H233V203H231ZM60 202H61V199H59L57 201V203H55V206H53V207H59ZM211 204L212 203L207 202V205H211ZM224 205H226L227 207H224ZM148 206L150 208L152 207L150 204ZM160 206L157 207V209H159ZM261 206L264 207V203L261 204ZM28 207H31L30 209H33L32 211L34 213H32L33 215L31 213L29 214L30 218H33V219H29V216H27V220H26V218H25L26 216L24 217V215H25L24 211ZM150 208L147 207L144 221L147 219L148 214L151 213ZM224 210H226V214H223ZM13 215L15 218L11 217ZM192 218L195 219V221H197V223H199L201 225V227H200L201 229H203V227H204V229L207 230V224L202 222L205 219V215L194 216ZM24 219L26 221H29V222H27L28 223L27 226L25 224H22V222H21ZM148 219H150V218H148ZM161 219L166 221V218H161ZM18 221H19V223H18ZM165 221H162L161 224H164ZM35 222H36V225L46 226V227H43V230H45L44 231L45 233L40 231L39 229L34 228ZM191 222L194 223L193 220H191ZM191 222L186 224L187 226L190 225V227L185 228L184 232L182 233V236H188L187 233L192 228ZM52 224H54L53 227H56L57 229L63 228V232L61 231L60 233H56L57 231H55L56 234L54 233L55 234L54 236L47 235L48 233L46 232V229L51 230V228L49 229V227H52ZM62 224H64V225H62ZM176 224H177V222H175L171 225L169 224L168 225V226H170L169 229H168V226L165 228H161L160 227L161 225H159L160 228L155 229V231L151 235H149V237L146 238L145 235H142L140 237V239L149 241V239H155L157 237H160V235L168 234V236L166 235V237L161 240V242L163 244V243H165V241L169 240V238L171 236V234H169V233H171V231L176 230V227H177ZM47 225H50V226L47 228ZM100 225H101V223L98 224L97 231L94 233V237H90V239L88 241V243H89L88 249L82 250V251H77L76 253H70L69 257H73V259H74L70 264H122V263L129 262V260H131V259H133V262H134L133 264H141L140 261L144 262V264H148V262H150V264H156L157 262H161V264H190V261H192L194 259L193 257H196V255L197 256L200 255L202 253L201 250L204 249L203 246H205L204 244L202 245V240H199L197 243H195L192 246V248H189L188 250L183 249V251H182V247H180V248H178V250L172 252L171 255L168 257L164 256L163 253H160V251L155 249V247L142 246V244H146V242H141L138 245H135L134 243H132L133 242L132 240H130V244H129V246H131L130 248L120 249L118 246H113L112 245L113 241H111L110 246H107L106 249H102L101 246L99 245V243L97 242L98 232L100 230L99 229ZM151 225H152L151 221L147 220V222L145 224H143L139 227L142 228V226H146L147 228L148 227L150 228ZM77 226H79V228ZM200 228L191 237H187V239H185V241H187L186 243L191 244L192 242H196V240H198V238L200 236H202V234L200 233V231H202V230ZM40 229L42 230V228H40ZM142 229H144V228H142ZM114 230L115 229H113V232H114ZM260 230L264 231V221H262V223H260L259 226L255 227L253 229V234H259ZM205 235H207V237H209V239H211L209 234L205 233ZM132 245H134V247H136V249L132 248L133 247ZM214 245H215L214 248L217 251V249H219L220 246L218 244H214ZM216 246H219V247H216ZM251 249H252L250 252L251 258L250 257L249 258L243 257L242 262L236 260L234 256L232 257V255L228 254L227 252H224V251L222 252V250H218V251L222 252V254L219 257L222 259V262H224L225 264H252V258H254L258 255H259L258 257L260 259L258 264H263L264 263V238H262L260 240H253L251 242ZM24 250H26V251L24 252ZM246 253H248V251H246ZM35 258L36 259L40 258L38 260V263H36L34 261ZM59 260H61V259H59ZM59 260H57V261H59Z\"/></svg>",
    "mask_w": 264,
    "mask_h": 264
}]
</instances>
